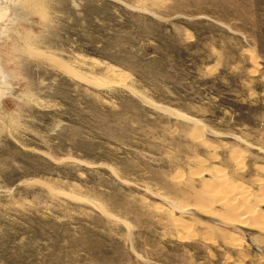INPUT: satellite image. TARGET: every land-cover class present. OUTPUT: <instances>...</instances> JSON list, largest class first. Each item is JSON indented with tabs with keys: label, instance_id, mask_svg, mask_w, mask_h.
<instances>
[{
	"label": "rangeland",
	"instance_id": "1",
	"mask_svg": "<svg viewBox=\"0 0 264 264\" xmlns=\"http://www.w3.org/2000/svg\"><path fill=\"white\" fill-rule=\"evenodd\" d=\"M43 7L0 48L26 95L0 105V264H264L190 199L264 197V0Z\"/></svg>",
	"mask_w": 264,
	"mask_h": 264
},
{
	"label": "bare ground",
	"instance_id": "2",
	"mask_svg": "<svg viewBox=\"0 0 264 264\" xmlns=\"http://www.w3.org/2000/svg\"><path fill=\"white\" fill-rule=\"evenodd\" d=\"M44 1L45 0H0V14H2L6 10L7 13H8V16L11 19V23L8 24V25H5L2 21L0 22V44H2V45H0L1 50H4L6 48H7L6 50H8V47H6L7 45L4 47L3 43L6 42L8 33H13V32L18 30V24H21L23 21H27V20L31 21V18L29 16H32V15L33 16L34 15L35 16H40L41 15L40 13H42L41 11L43 10L42 7H43V2ZM21 28H23V27H21ZM24 32L28 33L26 31H24ZM24 32H23V34H24ZM18 34H19V37H20V33H18ZM28 35L29 34H25V36H24L25 39H27L29 37L31 38V36L29 35V37H28ZM27 40L29 41L30 39H27ZM26 43L28 44L29 42H26ZM21 44H23V43H21ZM14 47H16V46H14ZM17 47H18V45H17ZM27 49H28V47H27ZM16 51H15V53H16ZM19 52H17V53H19ZM31 53H32V50H31ZM33 53H35L34 50H33ZM22 54H24V51H23ZM0 58H1V60H4L6 58V56L1 53L0 54ZM12 59H15V58L13 57ZM17 61H18V59H17ZM1 63H2V65H0V105L5 104L6 100L9 97H13V98L25 97L26 98V95L24 93H22V92H20L19 90L16 89L17 88L16 86H19L20 82L22 80L19 81L20 78L18 79L19 76L18 77L16 76L15 70L14 71L13 70H9L8 68L5 67V63L3 61H1ZM10 65H13V64H10ZM5 71H8L9 73L8 72L6 73ZM4 74L5 75L6 74H11V77H12V79H11V85H12L11 88H5V85L2 84V82L4 81ZM17 81H19V82L17 83ZM199 162L202 163L203 161L200 160ZM205 170L206 169L201 168L200 171L195 173V175L200 176L203 179V176L205 174H207L205 172ZM218 176L220 177V175H218ZM219 177L216 180H218ZM220 178H222V177H220ZM208 180L204 181L203 188H202V191H203L202 193H200L201 192L200 191L199 192L200 194H194L193 196L192 195L190 196V199L192 200L193 204L196 205L197 207H199L198 210L201 209L202 212L201 211H199V212H201L202 214H204L205 216H208V217L218 218L219 216L217 217V215H219V213L214 212L213 206H215V205L212 206L211 204L212 203L213 204L214 203L215 204H217V203L219 204V202H220V204L223 203L224 207H225L224 210H226L225 211L226 213H225L224 218L222 219L223 222H224L222 224H224L225 226L237 225V226H240V227L248 228L250 234L252 233V231L253 232L260 231L262 234H264V197L263 196H261V195H259L257 193L253 194L248 189H244L246 186L244 188H242V187H239V184H237L236 187H232V186L227 187V184L230 183V182L225 181L224 177L222 179H219L220 183L224 185V187L222 185V187L224 188V189L222 188V190L216 188V185H217L216 182H214L215 183L214 184L213 182L208 181ZM190 186H192V185H190ZM210 188H212L213 191H211ZM194 192H197V190H194ZM208 192H209V195H208ZM207 195L209 197H213L212 198V203H210L209 201L206 202V203H208V202L210 203L211 206H209V207H207V204H205V202H204L205 200L208 199V198L205 199V197H208ZM216 195L218 196L217 198H216ZM201 201H203V203ZM213 201H215V202H213ZM174 204H176V203H174ZM190 204H191V202L188 203L187 205H184V206H181V205L178 204L181 207H178V205H177V208L179 209V211L187 212L188 210H190V206H191ZM175 221H176L175 223L177 225H179V226H185L186 225V223L179 217H177L175 219ZM214 228L216 229V227H214ZM211 230H212V228H211Z\"/></svg>",
	"mask_w": 264,
	"mask_h": 264
},
{
	"label": "clouds",
	"instance_id": "3",
	"mask_svg": "<svg viewBox=\"0 0 264 264\" xmlns=\"http://www.w3.org/2000/svg\"><path fill=\"white\" fill-rule=\"evenodd\" d=\"M0 21H2L5 25H8L11 23V19L8 16L7 11L5 10L2 14H0ZM11 74H4V82H5V88H11Z\"/></svg>",
	"mask_w": 264,
	"mask_h": 264
}]
</instances>
